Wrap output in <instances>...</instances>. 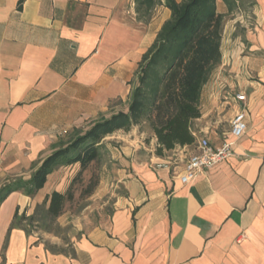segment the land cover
<instances>
[{
  "label": "crops",
  "instance_id": "crops-1",
  "mask_svg": "<svg viewBox=\"0 0 264 264\" xmlns=\"http://www.w3.org/2000/svg\"><path fill=\"white\" fill-rule=\"evenodd\" d=\"M19 1L0 0V190L7 178L29 180L60 142L126 106L143 55L171 17L165 0L148 19L137 0H24L22 10ZM241 3L211 77L223 78L204 87L192 123L197 142L218 147L247 110L234 156L184 185L197 144L158 157L152 131L136 126L110 149L129 170H118L126 197L111 219L86 233L80 225L72 250L55 254L37 234L9 230L17 210L32 216L51 191L13 193L0 208V264H264V0ZM216 9L229 12L223 0ZM226 111L229 126L219 129Z\"/></svg>",
  "mask_w": 264,
  "mask_h": 264
},
{
  "label": "trees",
  "instance_id": "trees-1",
  "mask_svg": "<svg viewBox=\"0 0 264 264\" xmlns=\"http://www.w3.org/2000/svg\"><path fill=\"white\" fill-rule=\"evenodd\" d=\"M223 1L229 11L225 15L217 12V0H183L181 3L165 0L164 6L171 17L162 25L153 46L143 55L135 78L129 83L132 89L126 106L109 117L91 122L86 132L76 133L68 141L60 142L29 180L18 178L3 185L0 208L11 194L22 192L30 198L35 197L46 189L49 178L55 173L74 166L79 168L71 187L66 192L53 190L47 193L31 217L26 213L19 215L17 210L10 232L21 228L23 222L33 224L37 221L36 213L42 212L49 222L46 232L59 234L61 229L57 221L67 204L75 201L74 183L82 182L86 171L101 161L105 148L103 141L115 133H129L136 126L142 127L141 130L148 127L158 141L155 151L158 157H165L177 147L197 144L192 123L202 117L201 94L222 63L226 22L242 5L241 0ZM23 2L19 1V10H22ZM161 5L163 0H137L136 11L148 19L150 12ZM98 182L97 177H91L82 197L91 196L99 186ZM6 247L5 243L3 253ZM56 248L48 246L53 253L64 254V250Z\"/></svg>",
  "mask_w": 264,
  "mask_h": 264
},
{
  "label": "rangeland",
  "instance_id": "rangeland-1",
  "mask_svg": "<svg viewBox=\"0 0 264 264\" xmlns=\"http://www.w3.org/2000/svg\"><path fill=\"white\" fill-rule=\"evenodd\" d=\"M249 28H251V26H249ZM221 78H223V76H220L218 79H211L208 82V87L212 88L215 83H220ZM208 105L209 104L206 103V106ZM228 115V111L221 113V124L219 129L224 127L228 128ZM125 134L118 132L114 136L107 137L101 161L98 164L92 165L86 171L82 182L74 183L73 190L75 192V201L67 204L65 212L57 221V225L61 229L59 234L46 232L49 222L46 220V216L42 214V212L36 213V222L30 224L29 221H26L23 222L20 227L25 229L30 236L37 234L39 240L46 241L47 246L57 247L56 250H64V253L66 254L72 250L71 241L78 238L80 235L79 233H81L78 230L79 227L82 226V233H86L93 229L94 226L108 222L113 215L115 204L118 199L126 197V190L121 183L118 170H129L126 169V164L124 162L114 160L110 151L113 147L118 148L122 145L121 143H118V141L121 142L123 136H129L127 133ZM78 171L79 168L75 166L73 168L60 170V172L56 173L49 179L46 188L50 191L57 190L59 192H66L71 187L70 185L77 176ZM93 176L98 178L99 186L91 196L83 198L82 192L86 189L89 180ZM12 179L13 178H7L4 181L5 184L12 181ZM51 240H59L62 244L60 246H55L50 243Z\"/></svg>",
  "mask_w": 264,
  "mask_h": 264
},
{
  "label": "built area",
  "instance_id": "built-area-1",
  "mask_svg": "<svg viewBox=\"0 0 264 264\" xmlns=\"http://www.w3.org/2000/svg\"><path fill=\"white\" fill-rule=\"evenodd\" d=\"M235 96L238 102L242 103L247 100V97L243 93ZM246 120L247 110L242 109L230 124V135L233 140L225 141L221 146L213 147L211 141L207 137H201L197 142V153L188 157L184 165V171L180 177V182L184 185H188L190 182L200 177L203 172L215 168L216 165L234 156V148L248 128ZM155 167L157 169L169 168V164L159 163L155 165Z\"/></svg>",
  "mask_w": 264,
  "mask_h": 264
}]
</instances>
